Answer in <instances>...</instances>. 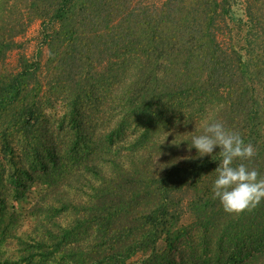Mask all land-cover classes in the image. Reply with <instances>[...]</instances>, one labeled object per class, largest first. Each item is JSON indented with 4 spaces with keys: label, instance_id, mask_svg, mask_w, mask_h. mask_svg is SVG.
I'll return each mask as SVG.
<instances>
[{
    "label": "trees",
    "instance_id": "16d2710c",
    "mask_svg": "<svg viewBox=\"0 0 264 264\" xmlns=\"http://www.w3.org/2000/svg\"><path fill=\"white\" fill-rule=\"evenodd\" d=\"M246 2L240 46L232 0H0V64L28 20L57 23L45 37L44 69L22 55L18 72L0 76V153L13 152L11 136L37 130L48 96L72 111L62 126L73 137L69 158L57 139L34 153L41 168L71 175L61 209L74 221L48 226L57 248L50 239L27 245L26 264L57 262L63 244H86L89 235L104 240L63 264L96 255L124 264L138 253L150 256L146 264H264V202L225 213L212 192L219 147L204 157L189 148L207 124L222 122L254 146L244 163L264 177V0ZM92 108L106 130L89 129ZM161 241L168 254L156 252Z\"/></svg>",
    "mask_w": 264,
    "mask_h": 264
},
{
    "label": "rangeland",
    "instance_id": "374dc122",
    "mask_svg": "<svg viewBox=\"0 0 264 264\" xmlns=\"http://www.w3.org/2000/svg\"><path fill=\"white\" fill-rule=\"evenodd\" d=\"M246 7V0H232L231 15L234 22L231 21L233 24L232 34L235 42L240 46L245 44L244 36L249 30L248 26L243 23L247 19ZM11 18L21 19L17 7L13 8ZM45 21L47 22L44 23L42 19L35 17L34 20H28L27 24L23 25L24 32L15 38L18 46L8 50L7 56L0 64V76L18 72L22 55L26 56L29 61H40L43 69L45 68L48 56L45 37L49 31L57 27V23ZM48 95L47 93L45 97ZM49 97L46 98L47 102H45L43 109L46 116L40 118L41 120L36 126L37 130L29 135L11 136L10 143L14 148L13 152L8 155L0 153V264H26L23 260L26 246L29 245L27 248H31L40 239H50V244H54L57 248L58 240L54 239L53 233L50 235L47 229L54 227V230H57L58 224L65 225L67 221H74L72 213H66L61 209V202L69 195L66 185H69L71 175L68 178L66 173L58 174L56 171L50 172L48 169L41 168L42 165L34 153L39 147L41 151L47 150V147L57 139L61 146L59 148L62 152H66L67 158H69L67 145L73 137L72 134H69L68 128L64 130L62 126L63 121L67 125L72 111L67 108L60 112L63 104L61 102L56 103L52 97L50 99ZM34 100V94L30 92L28 105L32 106ZM100 115H102V110L98 108H92L88 112L87 125H89L91 132L99 133L105 125L106 121L102 120ZM107 128L108 125L106 124L105 130ZM43 141H45V146ZM2 142L0 137V145ZM46 161L50 160L47 159ZM81 166L78 165L76 168L80 169ZM71 195V199L74 201L80 198L76 195L75 190L71 192ZM183 217L185 225L192 229L193 221H195L193 215L189 211H185ZM20 238L23 241H20ZM89 238L90 240L86 244H83L81 240L78 241L77 238L69 245L66 244L67 246L63 244L65 247L55 252L57 262L48 259L41 264H63L67 254L68 256L74 255L73 253L80 248L89 249L88 246H95L104 240L103 238L92 237V235H89ZM196 238H194L193 244L198 242ZM96 248L99 249L100 246ZM169 250L165 241H161L156 252L168 254ZM188 250H190L188 252H192V248L188 247ZM98 258L99 256L96 255L94 259H91L93 261H88V264H102L97 260ZM149 259V255L138 253L129 257L124 264H140L142 262L146 264L150 261Z\"/></svg>",
    "mask_w": 264,
    "mask_h": 264
},
{
    "label": "clouds",
    "instance_id": "9594fccd",
    "mask_svg": "<svg viewBox=\"0 0 264 264\" xmlns=\"http://www.w3.org/2000/svg\"><path fill=\"white\" fill-rule=\"evenodd\" d=\"M217 147L220 163L215 169L213 199H218L229 215L253 212L264 202V177L244 162L252 160L256 149L250 143L245 144L239 133L228 130L219 121L207 124L202 134L193 136L189 148H195L198 157H204L212 155Z\"/></svg>",
    "mask_w": 264,
    "mask_h": 264
}]
</instances>
